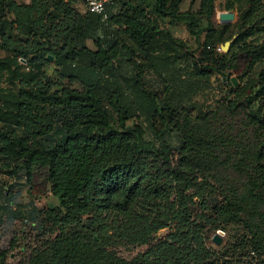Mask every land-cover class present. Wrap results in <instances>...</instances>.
Masks as SVG:
<instances>
[{
  "label": "trees",
  "instance_id": "1",
  "mask_svg": "<svg viewBox=\"0 0 264 264\" xmlns=\"http://www.w3.org/2000/svg\"><path fill=\"white\" fill-rule=\"evenodd\" d=\"M75 1L0 0V174L32 184L40 172L60 203L28 264H253L250 251L264 255V0H223L237 19L218 26L217 0H120L107 19ZM151 17L185 22L199 54ZM215 78L225 94L207 101ZM223 107L247 114L250 139L212 129ZM231 223L246 233L224 250L207 243ZM115 243L145 248L127 259Z\"/></svg>",
  "mask_w": 264,
  "mask_h": 264
},
{
  "label": "rangeland",
  "instance_id": "2",
  "mask_svg": "<svg viewBox=\"0 0 264 264\" xmlns=\"http://www.w3.org/2000/svg\"><path fill=\"white\" fill-rule=\"evenodd\" d=\"M19 1L28 2L29 0ZM118 1L120 0H113L112 3L115 4ZM124 1H130L131 3L136 2V0ZM194 1L195 2L191 5V0H182L180 9L186 10L192 8L193 10H196L199 7L200 0ZM75 5L82 13H85L88 10L83 0H76ZM109 5L112 4L110 3ZM225 10L223 0H217L215 14L213 16L215 26H218L221 23L219 13ZM235 21L231 22V24ZM170 24L174 34L181 37L191 50H195V55H198V49L200 48L199 46L201 43L199 44L195 36L190 34L186 28V24L175 22ZM232 30V32H234V29ZM110 36H113L112 33H110ZM232 36H234V34ZM88 44L92 48H95L91 40L88 41ZM1 54L2 53L0 52V55ZM238 65L243 67L244 62H238ZM47 69L48 72L52 74L54 71V65H48ZM232 77L237 78V73L233 72ZM214 83L216 87L215 92L212 95H209L208 98H205L207 101L214 99L216 102V98L220 99L221 95L225 94V92L218 91L217 86H219L221 82L217 78H215ZM3 84L7 85L6 82ZM203 97V95L199 96L198 101H202ZM216 107L217 106L214 108ZM193 113L196 115V111ZM212 129L221 132L224 136H235L243 141L250 139L253 131L247 114L243 110H238L237 112L232 113L227 111L224 107L214 115L212 119ZM145 138L150 139V135H146ZM170 141L174 146L179 145V140L176 137H172ZM234 151L235 149L233 148L232 152ZM225 167V165H221L220 171L224 175L222 177L229 181L227 185H233L234 188H242L244 178L241 176L238 177L239 174L233 167H230L229 169ZM0 180L10 188L8 195H5L4 192L0 194V205L8 204L10 199H12L10 209L6 207L0 209V217L2 218V223L0 224V255H2L10 264H28L29 260L35 253L34 250L40 247L44 241L40 229L44 212L51 208H55L60 203L58 198L50 191L49 184L45 181L44 176L40 172L35 173L32 184L26 178L24 171H22L17 177L7 176L4 173L0 174ZM38 210H41L42 212H38ZM246 229V226L241 223H231L225 228L220 227L211 232L207 243L216 250H224V248L232 241H235L237 237L243 236L246 233ZM168 231V228L161 229L156 236H164ZM214 236H219L221 238V243H216L214 241ZM144 248V246H130L124 243H115L110 249L118 257L131 259ZM249 256L256 257L253 264L264 259V255H259L253 250L250 251Z\"/></svg>",
  "mask_w": 264,
  "mask_h": 264
},
{
  "label": "water",
  "instance_id": "3",
  "mask_svg": "<svg viewBox=\"0 0 264 264\" xmlns=\"http://www.w3.org/2000/svg\"><path fill=\"white\" fill-rule=\"evenodd\" d=\"M237 18V13L233 9L225 10L219 13V19L221 23H231L235 21ZM236 36H234L232 39L225 41L222 45V52H229L231 49V46L235 40ZM49 60H53L54 57L51 55L48 57ZM24 61V60H23ZM233 83L238 86L239 81L236 77H232ZM97 239V237H95ZM214 241L216 243H221V238L219 236H214Z\"/></svg>",
  "mask_w": 264,
  "mask_h": 264
},
{
  "label": "built area",
  "instance_id": "4",
  "mask_svg": "<svg viewBox=\"0 0 264 264\" xmlns=\"http://www.w3.org/2000/svg\"><path fill=\"white\" fill-rule=\"evenodd\" d=\"M89 11L99 14L103 19H107L109 14L107 11L108 4L113 0H83ZM218 51H222L221 45L217 48Z\"/></svg>",
  "mask_w": 264,
  "mask_h": 264
},
{
  "label": "crops",
  "instance_id": "5",
  "mask_svg": "<svg viewBox=\"0 0 264 264\" xmlns=\"http://www.w3.org/2000/svg\"><path fill=\"white\" fill-rule=\"evenodd\" d=\"M150 19L155 20L156 22H158L159 25H160L159 26L160 29H163L164 31L168 30L174 37L181 38V37H178L177 35L174 34V32H173V30L171 28V24L170 23L175 22V23H184V24H186L185 22H182V21H173V20H171L169 18H158V17H156V18L151 17ZM144 20L147 21L148 18H144ZM186 28H187V25H186Z\"/></svg>",
  "mask_w": 264,
  "mask_h": 264
}]
</instances>
